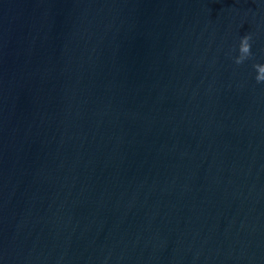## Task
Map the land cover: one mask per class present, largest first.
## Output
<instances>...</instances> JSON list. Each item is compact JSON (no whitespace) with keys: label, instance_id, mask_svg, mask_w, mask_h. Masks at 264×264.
Instances as JSON below:
<instances>
[{"label":"water","instance_id":"obj_1","mask_svg":"<svg viewBox=\"0 0 264 264\" xmlns=\"http://www.w3.org/2000/svg\"><path fill=\"white\" fill-rule=\"evenodd\" d=\"M0 264H264V0H0Z\"/></svg>","mask_w":264,"mask_h":264}]
</instances>
